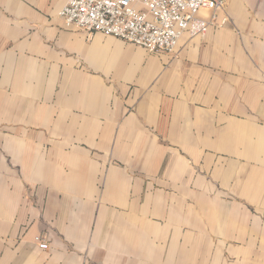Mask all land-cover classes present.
<instances>
[{
	"label": "crops",
	"instance_id": "0c3cea01",
	"mask_svg": "<svg viewBox=\"0 0 264 264\" xmlns=\"http://www.w3.org/2000/svg\"><path fill=\"white\" fill-rule=\"evenodd\" d=\"M65 2L0 0V264H264V0L171 53Z\"/></svg>",
	"mask_w": 264,
	"mask_h": 264
},
{
	"label": "built area",
	"instance_id": "2783aa9c",
	"mask_svg": "<svg viewBox=\"0 0 264 264\" xmlns=\"http://www.w3.org/2000/svg\"><path fill=\"white\" fill-rule=\"evenodd\" d=\"M224 4L225 0H66L58 15L65 27L171 53L183 34L204 35L211 26L223 25L226 18L218 20V11ZM34 240L40 249L47 248L44 236L35 235Z\"/></svg>",
	"mask_w": 264,
	"mask_h": 264
}]
</instances>
